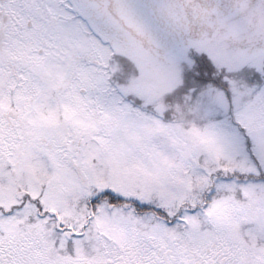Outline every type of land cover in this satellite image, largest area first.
Wrapping results in <instances>:
<instances>
[{
    "label": "snow or ice",
    "instance_id": "obj_1",
    "mask_svg": "<svg viewBox=\"0 0 264 264\" xmlns=\"http://www.w3.org/2000/svg\"><path fill=\"white\" fill-rule=\"evenodd\" d=\"M226 7L0 0V264H264V152L229 93L192 87L191 121L159 103L161 64L182 87L209 59L198 24H264ZM252 48L262 75L264 29Z\"/></svg>",
    "mask_w": 264,
    "mask_h": 264
},
{
    "label": "rangeland",
    "instance_id": "obj_2",
    "mask_svg": "<svg viewBox=\"0 0 264 264\" xmlns=\"http://www.w3.org/2000/svg\"><path fill=\"white\" fill-rule=\"evenodd\" d=\"M262 29L255 27L252 31L247 30L243 34L247 41L246 46H238L233 50L226 47L222 49L221 45L219 48V45L213 42L207 44L206 51L213 63H209V59L199 57L196 61L198 67L194 71H199L200 75L193 77L192 72H187L182 87L179 70L161 64L156 75L163 88L170 91L171 95L167 100L159 101L160 105L175 109V115L183 116L189 121L197 119L192 111L193 106L185 101V94L190 93L192 87L200 89L205 85V81H210L207 87H219L229 93L233 119L248 130L254 144L264 152V74H256L260 72L261 50L252 48ZM240 42L243 43L242 40ZM186 63L190 67L191 59ZM242 65L253 66L255 71H238ZM225 80L227 83H224Z\"/></svg>",
    "mask_w": 264,
    "mask_h": 264
},
{
    "label": "flooded vegetation",
    "instance_id": "obj_3",
    "mask_svg": "<svg viewBox=\"0 0 264 264\" xmlns=\"http://www.w3.org/2000/svg\"><path fill=\"white\" fill-rule=\"evenodd\" d=\"M251 0H222V6H227L225 10H231L233 12L243 13L247 4ZM202 31H207L211 34L214 44L217 43L222 46V49L225 47L228 50H233L238 46H246V38L243 36L247 30L252 31L255 27L263 28L264 24L257 19L255 21V27H253V22L250 19L242 21L240 24H233L227 20H220L213 24H203L198 26ZM248 31V32H249ZM243 41L241 43L240 41ZM210 42V43H211Z\"/></svg>",
    "mask_w": 264,
    "mask_h": 264
},
{
    "label": "trees",
    "instance_id": "obj_4",
    "mask_svg": "<svg viewBox=\"0 0 264 264\" xmlns=\"http://www.w3.org/2000/svg\"><path fill=\"white\" fill-rule=\"evenodd\" d=\"M241 179H243V178H241Z\"/></svg>",
    "mask_w": 264,
    "mask_h": 264
}]
</instances>
